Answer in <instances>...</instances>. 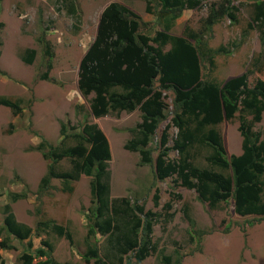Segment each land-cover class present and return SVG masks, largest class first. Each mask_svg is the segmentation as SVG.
Returning <instances> with one entry per match:
<instances>
[{
    "label": "rangeland",
    "instance_id": "rangeland-1",
    "mask_svg": "<svg viewBox=\"0 0 264 264\" xmlns=\"http://www.w3.org/2000/svg\"><path fill=\"white\" fill-rule=\"evenodd\" d=\"M71 1L0 0V97L22 102V112L17 115L0 104V227L4 225L5 206L10 204L18 221L34 230L31 238L23 241L11 234L10 243L15 248L0 246V256L6 264H25L21 255L32 254L33 264H38L45 257H39L37 249L46 240L53 246L51 256L59 262L95 264V260L87 262L83 256L87 250V215L93 206L91 177L83 174L70 185L53 178L49 187L40 189L41 179L52 162L43 151L49 150V144L60 143L61 125L65 124L67 134H73L81 132L88 120L99 125L110 143L111 198H130L157 214L152 236L154 249L141 262L132 257L131 264H165L164 256H171L172 264L180 258L181 264H264V217L237 214L232 200L212 208L198 198L195 189L175 183L174 177L157 179L153 164L141 165L140 153L125 148L132 138L129 129L141 122L140 110L97 118L90 113L89 98L79 90L80 60L95 38L104 8L113 1L129 6L140 14L143 30L152 34L161 26L156 16L146 11L147 1L73 0L75 12L70 10ZM215 1L220 0H208L199 8L184 10L170 32L200 35L204 80L222 83L247 71L252 86L257 78L264 79V32L249 27L255 0H234L239 6L238 21L232 23L224 17L209 27L206 18L211 2ZM42 35L51 43L53 52L49 79L42 77L47 71V59L39 41ZM29 49L36 50L32 63L23 60ZM165 95L168 117L150 143L154 160L162 131L171 124L174 110L173 93L168 91ZM238 127V118L215 126L229 155L243 151ZM255 129L262 131L264 137V115ZM168 132L167 146L172 147L177 128L171 126ZM67 140L75 143L72 137ZM41 143L42 150H38ZM191 151L196 165L209 166L206 157L210 148L196 143ZM169 155L178 158L175 149ZM71 166L70 160L64 158L57 169L69 171ZM12 193L27 196L13 202ZM46 221L63 225L72 233L73 241L59 236L51 226L39 227ZM91 242L100 246L101 255L104 254V237L98 234Z\"/></svg>",
    "mask_w": 264,
    "mask_h": 264
},
{
    "label": "trees",
    "instance_id": "trees-1",
    "mask_svg": "<svg viewBox=\"0 0 264 264\" xmlns=\"http://www.w3.org/2000/svg\"><path fill=\"white\" fill-rule=\"evenodd\" d=\"M146 1V11L153 13L161 26L152 34L143 30L140 14L121 2L113 1L102 11L95 38L79 64L78 87L83 97L89 98L90 113L100 118L140 110L141 122L129 129L132 138L125 148L140 153L141 165L153 164L157 179L174 177L175 183L195 189L198 198L212 208L232 200L237 214L264 217V137L262 131L255 129L264 115V79L257 78L251 86L247 71L222 83L202 78L204 52L200 35L194 32L188 36L174 35L170 30L184 10L199 8L208 0ZM233 1L211 2L206 18L209 27L224 17H229L232 23L238 21L239 6ZM70 10L76 11L73 0ZM249 27L264 32V0L254 1ZM39 41L47 59V71L42 77L49 79L52 46L43 35ZM35 54L36 50L29 49L23 60L32 63ZM168 91L173 93L174 110L171 124L162 131L154 160L150 143L168 117L165 95ZM21 103L20 99L0 97V104L10 107L15 115L22 112ZM235 118L239 121L243 151L229 155L215 126ZM171 126L177 128L172 147L167 146ZM61 134L59 144H49V150L43 151L44 157L52 162L41 179L40 189L49 187L53 178L70 185L83 174L91 177L93 206L87 215L85 260H95V264H123L125 258L131 264L132 257L138 262L145 260L154 249L152 236L157 214L130 198H111L112 153L106 134L97 123L88 120L81 132L73 134H67L62 124ZM71 137L74 144L67 140ZM196 143L211 149L206 157L209 166L201 167L192 161L191 148ZM37 149L42 150V143ZM172 149L178 152V158L170 157ZM64 158L71 162L69 171L57 169ZM26 196V193H12L11 201ZM5 214L4 225L0 227V246L14 249L11 234L23 241L30 239L34 230L18 221L10 204L5 206ZM51 223L41 222L39 227L51 226L59 236L73 241L72 233L63 225ZM98 234L104 237L102 255L100 246L91 242ZM52 250V244L44 240L37 255L45 260L38 264H69L55 260ZM33 258L32 254L21 255L25 264H33ZM0 259L1 264H6L1 256ZM163 261L172 264L171 256H164ZM175 264H181V258Z\"/></svg>",
    "mask_w": 264,
    "mask_h": 264
}]
</instances>
